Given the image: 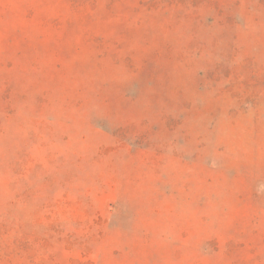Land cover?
Segmentation results:
<instances>
[{
  "label": "rangeland",
  "instance_id": "obj_1",
  "mask_svg": "<svg viewBox=\"0 0 264 264\" xmlns=\"http://www.w3.org/2000/svg\"><path fill=\"white\" fill-rule=\"evenodd\" d=\"M75 1L97 22H77L66 0H0V264H264V0L197 7L219 11L236 38L234 60L228 43L212 58L220 73L203 95L215 116L189 122L186 140L152 139L159 155L132 156L111 140V91L127 75L111 56L95 66L81 38H111L98 16L137 0ZM44 15L70 21L64 45L83 46L61 81L36 45L56 33ZM176 70H167L171 95Z\"/></svg>",
  "mask_w": 264,
  "mask_h": 264
},
{
  "label": "trees",
  "instance_id": "obj_2",
  "mask_svg": "<svg viewBox=\"0 0 264 264\" xmlns=\"http://www.w3.org/2000/svg\"><path fill=\"white\" fill-rule=\"evenodd\" d=\"M57 1L60 6L64 3V0ZM66 1L71 9L76 10L77 22L93 21L94 14L90 10H81L75 0ZM92 3L95 4V0ZM134 3L138 7H128L120 15L106 7L98 16L100 21L111 22V38L108 33L88 30L81 42L86 50L90 49L86 53L93 56L95 66L100 64L102 58L111 56L113 66L121 68L127 75L111 91V140L115 146L114 152L123 150L127 156H132L133 152L152 149L154 154L159 155L163 153L164 146L151 144L152 139L168 143L179 136L180 140H186L191 136L186 127L189 122L202 116L205 123L215 116V113L209 112L203 95L214 88L209 82H213V76L220 73V68L213 65L212 58L219 59L218 47L228 43L226 56L234 60L232 42L236 38L228 35V25L219 11L206 10L205 6L204 11L197 9L200 5L210 4L211 7V0H137ZM191 4H196V8ZM212 12L214 15H210ZM4 14L15 16L9 8L5 9ZM44 20L52 25L56 33L52 42L41 38L36 45L47 49L46 54L51 62L47 71L54 80L61 81L69 78V67L76 65L78 55L83 53V46L64 45L66 36L62 24L70 21L62 22L59 15H44ZM94 22L97 21L94 19ZM67 56L74 57L69 66L63 65ZM173 66L182 79L174 86L175 92L171 95L167 70ZM226 72L229 76L233 75L232 68H226ZM187 73L190 76H186ZM226 83L223 94L231 86L229 81ZM64 87L69 88L67 85ZM102 89L99 87L98 97ZM184 91L194 94L179 99ZM217 96L221 97V91ZM4 97L8 107V94L4 93ZM101 102L109 104L103 95ZM93 121L96 123L95 119ZM96 124L92 126L94 131L103 130L101 124Z\"/></svg>",
  "mask_w": 264,
  "mask_h": 264
}]
</instances>
